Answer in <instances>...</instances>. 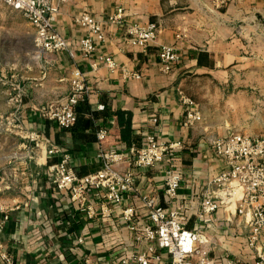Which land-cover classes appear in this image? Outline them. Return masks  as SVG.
Instances as JSON below:
<instances>
[{
    "label": "crops",
    "instance_id": "obj_1",
    "mask_svg": "<svg viewBox=\"0 0 264 264\" xmlns=\"http://www.w3.org/2000/svg\"><path fill=\"white\" fill-rule=\"evenodd\" d=\"M118 8L124 11L121 22L106 23ZM83 13L105 22V41L88 58L79 51L86 31L74 21ZM151 22L157 34L146 49L126 44L129 24ZM54 29L65 39V50L42 53L38 59L31 50L28 59L4 75L7 112L17 111L26 131L40 134L45 147L60 152L46 156L45 148L36 149L35 157L28 158L34 152L28 144L4 135L7 154L0 171L9 176L8 188L0 189V254L10 264H114L122 259L140 264L133 258L153 248L148 264H169L165 250L155 241H138L129 228L134 224L138 231L147 223L141 198L148 196L165 211L182 208L186 229L202 233L215 264H252L262 242L249 246L247 226L235 214V204L201 221L197 213L209 182L225 169L213 140L242 130L235 116L249 120L248 103L255 97L248 96L249 89L264 96V0H65ZM163 45L179 56L168 72L159 63ZM100 57L113 59L116 67L109 69ZM74 71L91 90L76 106L75 125L63 129L41 117L39 109L68 94ZM189 111L200 116L191 126L184 124ZM99 130L106 131L102 141ZM147 135L181 148L153 168H131L134 190L121 203H108L101 192L92 191L82 208L68 194L52 190L46 165L62 154L82 177L102 168L101 152L139 147ZM173 163L182 181L177 200L168 202L164 172ZM127 207L135 209L130 222L122 217ZM0 264L7 263L0 259Z\"/></svg>",
    "mask_w": 264,
    "mask_h": 264
},
{
    "label": "built area",
    "instance_id": "obj_2",
    "mask_svg": "<svg viewBox=\"0 0 264 264\" xmlns=\"http://www.w3.org/2000/svg\"><path fill=\"white\" fill-rule=\"evenodd\" d=\"M64 1L0 0V4L10 10L22 13L32 27L34 59H38L42 53L59 52L67 48L65 39L54 29L56 15ZM123 15L124 11L118 8L105 22L120 23ZM74 21L86 31L85 37L79 41V51L83 57L88 58L94 53L96 45L105 41V22L98 21L89 13L81 14ZM156 34L155 23L129 24L125 30V42L130 46L146 49L156 39ZM99 60L109 69L116 67L113 59L109 57H100ZM178 60L179 56L173 48L161 46L159 63L162 71L168 72L172 64ZM72 75L68 94L39 109L41 117L63 129L75 125L76 106L86 100L91 90L78 71H74ZM126 75L133 78L140 77L136 73H126ZM18 99L19 95H16L14 100L18 101ZM186 103L192 104L190 101ZM199 120L198 113L189 111L185 116L184 124L191 126ZM153 121L156 120L153 119ZM5 133L20 137L23 140L22 145L28 144L27 147L32 148L34 152L27 154L28 158L35 157L36 149L45 148L46 156L60 152L55 146L45 147L40 134L26 131L17 111L5 117ZM96 135L97 139L102 141L106 131L99 130ZM212 147L215 154L223 160L225 169L209 182L211 188L203 194L197 218L201 221L219 208L226 209L235 204V214L243 217L244 224L247 226L249 246L254 247L262 242V247L257 251L252 264H264V135L251 136L232 131L226 136L213 140ZM180 148L179 143L160 142L155 136L147 135L139 147H131L125 152H101L102 168L93 174L77 176L69 165L67 154H62L58 161L47 164L46 171L52 190L68 194L70 200L78 202L82 208L92 191L101 192L103 199L108 203L119 204L126 193L134 190L135 176L132 169L153 168ZM122 164H125L128 169H120ZM8 176L6 171H0V189L8 188ZM181 181V171L174 163L171 164L164 172L163 182V192L168 202L177 200ZM141 203L146 210L147 223L138 231L134 224L129 226L130 230L136 233L138 241L142 239L155 241L159 249L169 254V264H215L209 258L207 241L202 233L186 229L184 211L180 206L165 211L148 196L142 197ZM102 207L108 208L106 205ZM3 210L4 208L0 205V211ZM134 216L133 207L122 210L124 220L130 222ZM3 219L6 220L7 216ZM148 251V255H154L153 248H149ZM148 255L142 254L133 259L140 264H148ZM155 258L158 256L155 255ZM0 259L7 264L11 263L7 255L0 254ZM114 264H127V260L122 259ZM226 264L240 263L230 260Z\"/></svg>",
    "mask_w": 264,
    "mask_h": 264
},
{
    "label": "rangeland",
    "instance_id": "obj_3",
    "mask_svg": "<svg viewBox=\"0 0 264 264\" xmlns=\"http://www.w3.org/2000/svg\"><path fill=\"white\" fill-rule=\"evenodd\" d=\"M32 36L33 29L23 14L0 4V163L3 160V154H7L6 149L2 148L6 134L5 117L13 112H7V90L4 84V75L9 69H13V66L30 57ZM247 93L248 96L254 94L255 97L254 101L250 100L248 103L251 109L248 121H242L240 114H236L235 122H242V130L238 131L246 135L262 136L264 135V96L260 94V90L258 92L257 88H251ZM13 154L14 152L10 155Z\"/></svg>",
    "mask_w": 264,
    "mask_h": 264
}]
</instances>
